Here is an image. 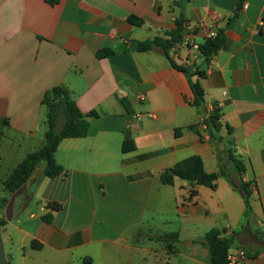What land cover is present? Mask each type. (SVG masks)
Here are the masks:
<instances>
[{
  "label": "crops",
  "instance_id": "crops-1",
  "mask_svg": "<svg viewBox=\"0 0 264 264\" xmlns=\"http://www.w3.org/2000/svg\"><path fill=\"white\" fill-rule=\"evenodd\" d=\"M239 2L0 0V221H7L0 239L7 259L212 264L205 241L216 228L247 253L245 264H264V0H244L237 11ZM130 17L143 23L132 24ZM201 21L226 38L211 62L197 65L205 72L207 108L217 104L222 110V136L234 141L246 166L239 174L224 158L229 179L220 178L216 190L180 179L173 186L161 182L166 169L192 156L203 159L206 172H219L221 146L205 127L197 128L201 136L190 130L203 116L192 106L189 78L163 48L137 50L138 43L164 38L178 22ZM104 50L112 54L98 57ZM61 86L88 117L90 133L61 142L56 160L65 173L50 179L38 168L22 196L26 207L14 216L16 194L4 181L42 147V102ZM148 112L157 118H135ZM241 181L256 185L249 219ZM52 202L62 209H48ZM50 214L48 224L43 218ZM171 233L179 234V242L159 239ZM185 243L196 252L185 251Z\"/></svg>",
  "mask_w": 264,
  "mask_h": 264
},
{
  "label": "trees",
  "instance_id": "trees-1",
  "mask_svg": "<svg viewBox=\"0 0 264 264\" xmlns=\"http://www.w3.org/2000/svg\"><path fill=\"white\" fill-rule=\"evenodd\" d=\"M51 3L54 2L51 1ZM129 21L135 25H141L143 23L142 20L136 17H130ZM182 34L183 23L178 22L177 28L170 33H166L164 38L159 37L151 41L138 43L137 50L138 52H148L160 46L163 48L165 55L169 57L171 46L182 38ZM225 45L226 38L222 31H218L216 38L208 39L201 43L200 50L206 57V62L208 63L211 57L215 56ZM111 54L110 51L104 50L98 54V57H107ZM171 63L176 70L184 73L189 78L194 94L192 106L198 108L203 116L201 124L199 126H191L190 130L195 131L201 136L197 128L200 126L205 127L212 140L221 146L218 153L220 168L219 172L208 173L205 170L203 159L200 156H192L166 169L161 174V182L164 185L173 186L175 181L180 179L193 187L204 186L216 190L217 182L220 178L229 179L228 172L223 167L224 158L231 163L239 174L245 173V163L237 156L234 149V141L229 138L225 142V138L222 136V131L225 126L222 110L217 104H215L211 111L207 108L206 92L201 83V80L205 78V72L201 70V67H184L173 60H171ZM194 76L197 78L196 81L192 79ZM42 104L47 110V132L43 145L39 151L29 154L4 181L5 189L11 194H16L40 167H43V175L50 179H55L64 174L65 169L56 160V152L59 145L65 139L84 138L90 133L88 117L80 111L72 93L67 88L61 86L49 90L45 94ZM59 125H62L60 131L58 130ZM227 131L230 137L233 134V130L227 127ZM34 188L35 186L32 187V189ZM254 188L256 189L254 182L241 181L239 191L246 202L247 219L251 217L253 212L250 198ZM190 196L195 197L196 192L192 191ZM47 208L53 212H57L62 209V206L56 202H52L47 205ZM43 219L50 224L53 220V215H46ZM6 224V220L0 221V226H5ZM159 239L165 240L167 243H177L179 242V234L171 233L159 237ZM205 246L210 251L212 264H227L228 252L234 245L232 238L223 237V232L215 228L206 235ZM8 262L9 264H13L10 259H8Z\"/></svg>",
  "mask_w": 264,
  "mask_h": 264
},
{
  "label": "built area",
  "instance_id": "built-area-1",
  "mask_svg": "<svg viewBox=\"0 0 264 264\" xmlns=\"http://www.w3.org/2000/svg\"><path fill=\"white\" fill-rule=\"evenodd\" d=\"M206 29V33L202 34V31ZM218 32L212 27L209 28L204 22L183 23L182 38L175 44H173L169 50V57L171 60L180 63L184 67H197L198 62H206V57L200 50V45L205 40L214 39L217 37ZM213 57L209 60L211 62ZM140 102L146 101L145 95H139ZM143 116H147L150 119H156V115L153 112L146 114L139 113L135 116L137 119H141ZM249 257L247 253L242 249H230L227 255V264H245Z\"/></svg>",
  "mask_w": 264,
  "mask_h": 264
},
{
  "label": "water",
  "instance_id": "water-1",
  "mask_svg": "<svg viewBox=\"0 0 264 264\" xmlns=\"http://www.w3.org/2000/svg\"><path fill=\"white\" fill-rule=\"evenodd\" d=\"M243 4H244V0H240L237 11L241 10ZM36 177H37L36 173L33 174L32 177L25 183V185L16 193V197L14 200L15 201L14 216H17L26 207V205L23 204L22 196L33 185ZM26 198L29 199L28 196H26ZM0 264H9L5 251V245L1 239H0Z\"/></svg>",
  "mask_w": 264,
  "mask_h": 264
},
{
  "label": "rangeland",
  "instance_id": "rangeland-1",
  "mask_svg": "<svg viewBox=\"0 0 264 264\" xmlns=\"http://www.w3.org/2000/svg\"><path fill=\"white\" fill-rule=\"evenodd\" d=\"M204 239V237H203V235H202V240ZM185 240V239H184ZM201 240V239H200ZM190 242L191 241H188V244H190ZM185 246L187 247H183V249L185 250V251H190V252H192V253H195L196 252V250H197V248H194V249H191V248H189L188 247V245H186V243H185ZM189 248V249H188Z\"/></svg>",
  "mask_w": 264,
  "mask_h": 264
}]
</instances>
